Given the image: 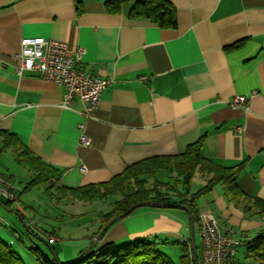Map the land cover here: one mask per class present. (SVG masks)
<instances>
[{
	"label": "crops",
	"instance_id": "obj_1",
	"mask_svg": "<svg viewBox=\"0 0 264 264\" xmlns=\"http://www.w3.org/2000/svg\"><path fill=\"white\" fill-rule=\"evenodd\" d=\"M112 1L0 0V131L15 136L57 171L48 185L66 188L110 182L129 166L179 156L203 138L204 157L223 167L242 165L239 189L264 200V0H167L175 8V28H160L132 12L146 0L118 7L109 6ZM24 38L60 41L70 53L83 48L79 68L111 82L88 117L77 97L71 108L62 106L64 86L38 72L18 73ZM236 96L247 101L233 108ZM83 133L89 146L81 143ZM2 148L0 138V159L9 151ZM0 173L15 182L13 174ZM157 175L164 181L174 178L166 172ZM206 179L197 173L192 183L201 188ZM48 185H42L44 190ZM24 187L20 205L0 197L1 219H7L2 211L13 212L11 204L28 216L21 203ZM225 193V185H218L201 199L199 237L207 215L238 239L243 233L253 238L251 232L264 229V220L248 219ZM49 200L60 216L55 218L64 222L79 216L68 212L70 204L88 203ZM99 202L104 206L96 207V232L100 213L114 201ZM144 208L113 225L99 244L190 240L186 211ZM50 241H58L55 231ZM199 247L202 260L201 242Z\"/></svg>",
	"mask_w": 264,
	"mask_h": 264
},
{
	"label": "trees",
	"instance_id": "obj_2",
	"mask_svg": "<svg viewBox=\"0 0 264 264\" xmlns=\"http://www.w3.org/2000/svg\"><path fill=\"white\" fill-rule=\"evenodd\" d=\"M126 1L131 0H114L108 5L118 7ZM132 12L160 28L177 26L175 8L167 0L137 2ZM0 138L3 140L2 150H11L17 163L27 168L32 175L31 181L24 187V192L31 191L37 186L48 185L58 177L57 171L52 166L34 157L15 136L0 131ZM202 150L203 138L189 145L179 156L155 157L129 166L110 182L82 188L59 187L58 184L51 183L45 189V193L51 200H57V202L71 199L92 203L117 198L107 212L100 213V227L93 235V239L113 218L144 201L173 202L188 207L193 213L196 230L200 213L198 202L218 185H225L227 199L242 208L248 219L264 220V200L249 197L239 189L238 178L242 165L223 167L204 157ZM160 172L172 174L174 178L168 181L155 180L150 184V179ZM197 173L207 178L206 184L192 193V182ZM174 197L177 200L174 201ZM19 216L25 223V217L21 214ZM26 226L27 232L34 233L28 225ZM42 232L51 237L54 231ZM249 238L244 233L240 237L241 242L248 246L247 259L254 256L259 264H264V229L253 238ZM181 244H183L184 253L178 262H174L169 256L157 250L158 241L142 239L127 241L123 244L110 242L93 246L89 251L80 253L71 264H194L190 240ZM196 248L200 259V247L197 244ZM34 252L40 264H62L55 254L53 258H50L49 255L38 252V249ZM0 264L26 263L0 240Z\"/></svg>",
	"mask_w": 264,
	"mask_h": 264
},
{
	"label": "rangeland",
	"instance_id": "obj_3",
	"mask_svg": "<svg viewBox=\"0 0 264 264\" xmlns=\"http://www.w3.org/2000/svg\"><path fill=\"white\" fill-rule=\"evenodd\" d=\"M0 171L13 174L15 176L14 183L19 187L25 186L30 182L27 169L16 163L14 154L10 150L4 152L0 159ZM150 180L152 182L155 180L162 181L159 175ZM199 188L196 182L192 183V193L196 192ZM108 200L110 202L114 201V197ZM173 200L175 201L177 198L174 197ZM200 202L202 200L198 202V206ZM21 203L23 207L26 206L28 209V216L25 218V223L34 233L26 231L27 226L16 212L15 204H11L12 213L2 211L5 215L4 217L7 219L3 220L0 218V240L15 251L26 264H40L34 252L35 249H38L40 253L49 255L50 258H53L55 254L62 264H71L80 253L89 251L93 247L94 239L91 236L96 232L97 225L92 224V220L96 216V207L104 206L103 203L76 202L70 204L68 212L72 216L76 214L79 216L67 218V222L55 218H60V216H57L54 208L51 207L53 203L45 194L44 186H37L31 191L23 192L21 195ZM32 207L33 210H29ZM142 209L140 208L139 210ZM169 211L185 216V213L179 210ZM187 219L189 221V217ZM40 228L49 233L55 231V237L58 238V241L51 242L50 237L41 232ZM257 233V231L251 232L253 234L252 236ZM195 234L196 244L199 246L201 240L198 226L196 227ZM185 235L189 236V230L185 231ZM167 239V242L160 241L158 243L157 250L169 256L174 262H178L184 253L183 244H181L182 242L180 240L177 242V239ZM247 251L248 246L246 243H242L237 248V260L240 264H259V261L254 256L247 259Z\"/></svg>",
	"mask_w": 264,
	"mask_h": 264
},
{
	"label": "built area",
	"instance_id": "obj_4",
	"mask_svg": "<svg viewBox=\"0 0 264 264\" xmlns=\"http://www.w3.org/2000/svg\"><path fill=\"white\" fill-rule=\"evenodd\" d=\"M85 55V50L79 48L70 53L65 43L43 38H24L17 58L21 60L18 73L25 71L38 72L45 80L55 82L65 87L62 106L71 108V103L77 97L89 111L98 107L104 90L111 82L98 75L89 74L79 68ZM247 98L236 96L230 106L238 108L246 103ZM80 128L84 130L82 124ZM81 143L89 146L90 140L83 133ZM21 187L0 173V197L8 202L20 205ZM201 237V264H239L236 260L237 248L242 244L233 233L222 230L218 221L211 215L201 219L199 224Z\"/></svg>",
	"mask_w": 264,
	"mask_h": 264
},
{
	"label": "water",
	"instance_id": "obj_5",
	"mask_svg": "<svg viewBox=\"0 0 264 264\" xmlns=\"http://www.w3.org/2000/svg\"><path fill=\"white\" fill-rule=\"evenodd\" d=\"M144 207H150V208H162V209H180L184 210L188 213L189 219H190V241L192 245V251H193V259L194 264H199V253L196 248V242H195V219L193 216L192 211L181 204L173 203V202H153V201H144L141 203H138L131 207L129 210L125 211L123 214L113 218L111 221H109L103 229L96 235L94 238L93 246H98L99 243L103 240L105 234L108 232V230L115 225L116 223L122 221L123 219L130 216L133 212L140 208Z\"/></svg>",
	"mask_w": 264,
	"mask_h": 264
}]
</instances>
